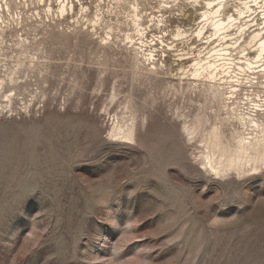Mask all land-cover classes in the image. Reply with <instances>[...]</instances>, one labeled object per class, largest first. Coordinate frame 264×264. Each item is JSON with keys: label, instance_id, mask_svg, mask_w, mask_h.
I'll return each instance as SVG.
<instances>
[{"label": "rangeland", "instance_id": "rangeland-1", "mask_svg": "<svg viewBox=\"0 0 264 264\" xmlns=\"http://www.w3.org/2000/svg\"><path fill=\"white\" fill-rule=\"evenodd\" d=\"M199 6L0 0V264H264V169L201 164L213 127L231 141L264 108V59L238 51L248 28L196 33Z\"/></svg>", "mask_w": 264, "mask_h": 264}, {"label": "bare ground", "instance_id": "bare-ground-1", "mask_svg": "<svg viewBox=\"0 0 264 264\" xmlns=\"http://www.w3.org/2000/svg\"><path fill=\"white\" fill-rule=\"evenodd\" d=\"M229 1L231 0H191L193 6L199 5L200 3L201 6L199 7L203 8L201 14L204 24L201 25L196 33L202 34L206 28L207 30L210 29L212 35L229 37V31L231 29H236L237 32L243 33L248 28V31L251 33L249 40H245V43L243 42L244 44H239L240 38L242 39L243 37L241 34L240 37L235 38L234 43L238 44L237 46L240 45L238 51L241 52L240 54L243 55L244 59L248 57V60L245 61H247L246 65L249 66L252 64V60L264 59V12L259 15L262 19L261 22L256 24L254 23L255 21L251 23L247 22V16L253 14L255 5L264 7V0H236L232 1L231 4ZM65 9H67L66 6H62L60 10L64 11ZM132 10H134V25L137 27V33L141 35L143 34V30L140 28L137 18L140 17L138 14V3H133ZM234 10L235 13L232 12ZM244 17L246 18L244 19ZM91 31L93 30L91 29ZM179 34L181 33L179 32ZM106 37L108 36L106 35ZM106 37L102 39L105 42L107 41ZM230 39L232 38L229 37ZM233 46L234 44L229 41L221 51H215L214 55L218 58L230 60L232 50L229 48ZM246 49L248 50L247 52H245ZM228 55L229 58H227ZM226 63L228 64L229 62L226 61ZM219 64L224 68L225 64L223 62L221 63L220 61ZM217 66L215 62L211 61L206 62L205 65L211 72L216 70ZM198 70L195 69V75L199 73ZM245 113L242 112L238 116L240 119L237 120L242 129L240 131L237 129L233 131L231 141L223 139L224 135L219 128L213 127L211 130L210 136L212 139L211 141L208 140V145L206 144L207 149L204 156L201 155V157L203 156L201 164L204 169L215 177L225 178L232 176L239 178L247 174L258 173L264 169V123L259 118V115L264 114V108H261L260 105H253ZM121 129L114 126L110 127L109 136L124 141L134 140L133 124L125 131ZM183 132L187 140L191 139L192 129L184 125Z\"/></svg>", "mask_w": 264, "mask_h": 264}]
</instances>
